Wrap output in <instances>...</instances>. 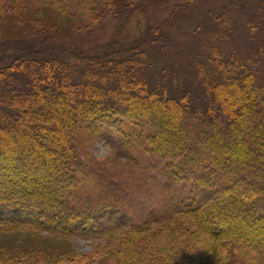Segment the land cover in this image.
Instances as JSON below:
<instances>
[{"label": "trees", "instance_id": "16d2710c", "mask_svg": "<svg viewBox=\"0 0 264 264\" xmlns=\"http://www.w3.org/2000/svg\"><path fill=\"white\" fill-rule=\"evenodd\" d=\"M31 1L87 22L118 18L126 8L132 12L103 53L91 56L54 44L41 50L21 46L9 57L34 61V67L25 65L17 72L19 66L9 64L0 71V136L26 133V143L32 145L22 149L19 143H2L1 137L0 146L15 148L18 154L7 168L0 151V176L39 180L47 189L24 192L15 182L0 186V232L45 233L69 243L86 237L93 241L88 253L73 246L66 251L0 248V264H264V19H250L251 26L237 33L231 4L217 5L222 21L214 14L216 8L208 9L203 27L213 36L227 31L232 45L244 33L246 49L234 45L229 59L222 49L226 42L221 50L203 49L205 61L193 64L196 77L189 87L200 90L198 85L204 92L209 86L210 97H197L192 105L185 96L178 104L149 91L142 79L141 48L163 37L147 31L134 0ZM262 3L256 0L255 5ZM233 66L236 71L227 75ZM76 71L80 76H74ZM113 75L116 79L110 81ZM94 80L108 99L83 97L98 94ZM115 81L119 88L136 89V95L106 88ZM21 84L23 92L15 90ZM2 106L13 114L5 115ZM28 107L35 109L32 120L25 119ZM54 139L59 141L56 148ZM98 140L120 155L129 154L132 169L139 168L131 151L135 143L147 144L162 164L160 185L167 198L146 221L128 220L120 226L113 220L118 215L112 205L119 203L116 185L96 180L83 162L84 147Z\"/></svg>", "mask_w": 264, "mask_h": 264}, {"label": "rangeland", "instance_id": "374dc122", "mask_svg": "<svg viewBox=\"0 0 264 264\" xmlns=\"http://www.w3.org/2000/svg\"><path fill=\"white\" fill-rule=\"evenodd\" d=\"M260 1H263L262 5L259 6L262 7L261 9L258 5H255L256 0H243L241 3H236L233 0H195L192 3H189V0H134V8L141 15L147 31H154L163 37V40L156 42L155 45L149 43L141 48L143 54H145L143 60L145 66L143 67L144 71L141 72L143 76H141L147 83L148 90L162 95L163 98H172L171 100H175L178 104L185 96L189 97L192 105L196 104L197 97L204 98V94L210 97L209 86L204 87V92L198 85L197 87L200 90L189 87L190 85L193 86L194 76L196 77L193 64L205 61L203 49H206L207 46H216L221 50L223 45L221 43L226 42L225 49L222 48L228 54L224 55L225 59H229V51L234 45L243 47L244 52L247 35L243 33L233 45L231 39L228 40L227 31L225 33L219 32L216 36L211 35L203 27L209 21L207 10L216 8L214 14L219 16L217 5L225 2L231 4L229 15L233 23L232 28L234 31L238 30L237 33H241L243 32L240 31L242 27L248 29L251 26L250 19H264V0ZM189 4L190 6H188ZM240 4L244 6L242 9ZM0 6L3 8L0 11L2 13L0 18V71L9 64H13L19 66L14 69L17 72H20L21 67L25 65L27 68H31L34 64V61L30 62L26 59L23 61L22 57L16 58L14 56L12 59L9 57L13 56L21 46L23 50L31 47L41 50L43 45L54 44L91 56L103 53L120 25L125 22L127 14L129 15L132 12V9L126 8L122 10V14H119L118 18L106 16L98 21L87 22L86 18L63 16L54 9L34 3L31 0H0ZM220 21H222V18ZM236 54H240L239 49ZM237 57L241 58L239 55ZM41 63L43 62H35V64H38L37 66H40V69L43 68L40 65ZM187 69L191 71L188 72ZM211 70L214 72L215 68L212 67ZM234 71H236V66L231 68L230 74H226L232 75ZM128 72L125 71L124 75L129 74ZM205 74L210 77L208 71ZM53 75H57L56 69L53 70ZM167 75L169 77H166ZM74 76H80L79 72H74ZM39 77L43 79L44 74H39ZM114 78L116 79V75L110 77L109 80L111 81ZM106 81V78L103 79V82L107 83ZM198 82L201 85V81L198 80ZM93 84H95L94 87L97 89L98 94H94L93 97L83 96L86 97V100L94 98L101 102L103 99L109 98L108 93L104 91L98 80H94ZM23 86L21 84L14 88L19 92H23L25 88ZM112 87L118 88L117 92H123V94L129 92L136 95L137 93L136 89L133 88H119L120 86L116 81L112 85H106L107 89ZM158 95L154 94V96ZM81 96V91H79V97ZM235 107L238 108V105ZM1 109L5 115L13 114L10 109L3 106ZM27 110L25 119L32 120L35 109L28 107ZM19 121H24V118ZM13 134L0 136V141L3 137L2 143H8L11 146H16L17 144L14 145V143H19L18 147L22 149L27 144L28 148H32L31 143H26L24 138L27 135L26 133L23 135L14 134L15 137H13ZM127 136L129 137V135ZM136 139L138 138L135 137L134 140L136 141ZM42 140V138L37 139L40 143L44 142ZM58 143L59 141L54 139L52 147L56 148ZM84 148H87V150H85L83 162L87 163L88 167L92 169L93 177L98 181L107 179L106 183L110 182L116 185L115 192L119 203L112 205L116 207L115 209L118 208V215L113 218L117 225L121 226V223L128 220L133 224H140L146 221L150 217L149 215L157 213L158 209L162 208L164 200L167 198L165 196L167 190L161 188L160 185L162 182L159 170H161L162 164L153 157L147 144L140 146L135 143L131 150L132 156L135 157L136 163H138V169H132L128 160L129 154L120 155L108 143L101 140L92 141L90 146ZM14 176H0V186L15 182L21 185L20 188L24 192H32L31 189L47 192L46 187L39 180L31 183L28 179ZM154 179L157 180V185H155ZM122 205L125 206L122 207ZM92 207L95 206L92 205ZM214 228L218 229L217 227ZM92 245L93 241L89 237L76 238L72 243H69L48 236L45 233L38 234L29 231L0 232V248L13 251H16L17 248L38 251H66L72 249L73 246L79 252L88 253L92 250Z\"/></svg>", "mask_w": 264, "mask_h": 264}, {"label": "bare ground", "instance_id": "6f19581e", "mask_svg": "<svg viewBox=\"0 0 264 264\" xmlns=\"http://www.w3.org/2000/svg\"><path fill=\"white\" fill-rule=\"evenodd\" d=\"M0 151L3 153V156L6 158V165L7 168H10L11 161L13 160L14 156L18 154L17 150L12 147H1Z\"/></svg>", "mask_w": 264, "mask_h": 264}]
</instances>
